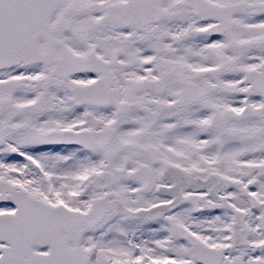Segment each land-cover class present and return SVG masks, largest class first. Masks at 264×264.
I'll list each match as a JSON object with an SVG mask.
<instances>
[{"label": "snow or ice", "instance_id": "obj_1", "mask_svg": "<svg viewBox=\"0 0 264 264\" xmlns=\"http://www.w3.org/2000/svg\"><path fill=\"white\" fill-rule=\"evenodd\" d=\"M0 264H264V0H0Z\"/></svg>", "mask_w": 264, "mask_h": 264}]
</instances>
